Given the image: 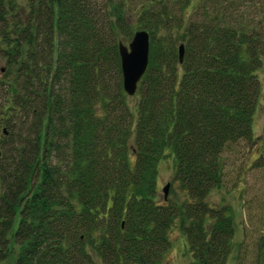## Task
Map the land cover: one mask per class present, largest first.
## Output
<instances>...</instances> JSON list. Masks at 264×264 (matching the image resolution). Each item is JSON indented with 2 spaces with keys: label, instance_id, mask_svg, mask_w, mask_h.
I'll use <instances>...</instances> for the list:
<instances>
[{
  "label": "trees",
  "instance_id": "1",
  "mask_svg": "<svg viewBox=\"0 0 264 264\" xmlns=\"http://www.w3.org/2000/svg\"><path fill=\"white\" fill-rule=\"evenodd\" d=\"M144 1L0 0V264H162L174 228L189 264L230 258L232 217L209 195L252 142L264 25L242 0ZM136 30L130 105L117 46ZM168 156L180 192L159 203Z\"/></svg>",
  "mask_w": 264,
  "mask_h": 264
},
{
  "label": "rangeland",
  "instance_id": "2",
  "mask_svg": "<svg viewBox=\"0 0 264 264\" xmlns=\"http://www.w3.org/2000/svg\"><path fill=\"white\" fill-rule=\"evenodd\" d=\"M120 1H123L128 9H134L139 2H145ZM89 2L96 10L103 11L104 7L106 13L111 10L110 5L103 7L106 0ZM16 4L20 7L25 6L26 0H16ZM259 4L264 5V0H260ZM259 10H261L259 5L258 7L255 4L249 5L248 0L246 2L242 0L238 11L247 20L254 16V22L260 20V25H264V14L261 15L262 12ZM22 13L26 15L27 11L23 9ZM126 20L127 24L135 25V20L131 16L126 17ZM120 36L121 34L118 35V39ZM129 41L130 39H125L123 44L127 45ZM2 66L0 62V68ZM257 73L260 94L251 124L252 142H239L227 152L221 186L209 195L212 207L228 208L234 225L233 251L225 264H264V63ZM127 98V102L132 105L135 97ZM173 166V160L169 156L161 160L157 166L156 201L159 203L170 199L171 191L179 195V190L172 180ZM165 186L166 199L162 191ZM180 232L174 228L171 233V247L164 255L162 264H189L187 242Z\"/></svg>",
  "mask_w": 264,
  "mask_h": 264
},
{
  "label": "water",
  "instance_id": "3",
  "mask_svg": "<svg viewBox=\"0 0 264 264\" xmlns=\"http://www.w3.org/2000/svg\"><path fill=\"white\" fill-rule=\"evenodd\" d=\"M118 56L122 77V90L128 96L135 93L137 83L145 72L148 60V34L138 30L133 33L129 43H118ZM183 46H178V60L182 62ZM166 198L167 186L163 188Z\"/></svg>",
  "mask_w": 264,
  "mask_h": 264
}]
</instances>
